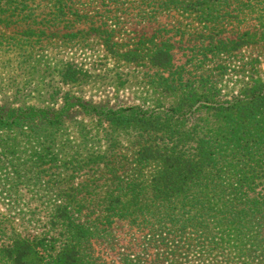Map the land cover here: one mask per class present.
Returning a JSON list of instances; mask_svg holds the SVG:
<instances>
[{"label":"trees","instance_id":"16d2710c","mask_svg":"<svg viewBox=\"0 0 264 264\" xmlns=\"http://www.w3.org/2000/svg\"><path fill=\"white\" fill-rule=\"evenodd\" d=\"M80 1L0 0V264H264L261 57L229 82L223 62L184 80L171 43L121 48L114 13H182L218 58L264 47V0ZM230 27L235 38H220ZM46 33L62 55H45L40 75L28 50ZM89 43L104 49L88 65L77 55ZM18 50L28 80L7 76ZM115 62L156 70L140 78L141 102L93 104L65 89L105 69L121 85ZM120 222L141 233L138 252L120 246ZM98 242L118 261H99Z\"/></svg>","mask_w":264,"mask_h":264},{"label":"rangeland","instance_id":"374dc122","mask_svg":"<svg viewBox=\"0 0 264 264\" xmlns=\"http://www.w3.org/2000/svg\"><path fill=\"white\" fill-rule=\"evenodd\" d=\"M82 1L88 2L89 5H91L90 2H92V6L94 7L96 4L100 5L101 3L100 0H81L80 2ZM126 7L127 8L123 11L114 12L116 16H119L118 19H116L117 26L115 27L117 30L116 38L118 39L120 47L124 48L125 45H130L134 41H142L144 38L152 39V37L155 38L156 42L164 41L171 43L173 66L175 69L183 72L182 75L184 80L202 74L204 69H211L216 73L217 71L215 68L218 65L217 63L223 62L228 69L223 80L229 82L231 77L234 78L235 74L240 73V70L242 69L241 66L250 67L251 60L257 55L261 57L263 62L262 67L264 68V47L262 49L257 47L258 49L256 50L255 48H252V46L244 45L230 54L221 55L217 58L216 56L207 53L208 38L204 39L201 35L204 32L202 29V23H198L179 12L164 13L158 15L155 20L149 19L142 21V19L139 18V15L142 14V12L138 8L131 9L128 8V6ZM43 9L47 8L41 3L40 11ZM112 9L115 10V8ZM41 16L42 15H40V17ZM15 28L20 31L22 26L18 25ZM233 30L234 28L231 27L225 29L223 34L219 37L230 39L235 38L236 31L233 32ZM35 42L36 43L32 44L28 52H31L32 54V64H34L33 61L36 59H41L40 62L36 64L35 72H39V74L42 75V73L45 72L43 70L46 68V65H44L42 60L45 58V55L48 56L45 59H58L62 55V49L59 44L56 47L54 43H51L53 42L52 38H49L47 33L46 35H42L40 39L36 38ZM103 49V45L97 44L96 47L92 43H89L86 46V50H84L85 54L82 55L79 53L80 55L78 54L77 56H82L84 63L89 65V63L91 64L96 61L97 52L103 54ZM5 58L11 63V66L6 69L7 76H9V72L15 71L16 74H19L20 78L28 80L25 72L31 70V64H29L26 69H24L23 66L21 69L17 67L18 59L22 60L23 58L22 50L11 51L8 53V57ZM110 69L114 72H118V75L122 77L121 85L111 81V76L108 75V69H105L93 72L92 78L88 81L79 84H70L65 87V89H68L76 96L81 97L84 101H89L93 104L106 106L134 104L141 102L147 95L145 94V89L143 90V87L139 83L140 78L145 79V77L142 76L143 72L152 75L154 71H156L152 68L125 65L117 62L110 64ZM3 71L4 70H1V72ZM123 81H125L124 84ZM33 99L36 100L37 98L35 97ZM118 225L117 233L120 236V246L131 248L133 251L138 252L140 249L141 233L137 232L135 229H130L122 222ZM130 239H132L131 242L129 241ZM94 249L95 256L100 258L99 261L103 260L107 263L108 261H118L117 252L108 248V244L105 242L95 243ZM153 251L155 250L151 248L149 253L152 255Z\"/></svg>","mask_w":264,"mask_h":264}]
</instances>
